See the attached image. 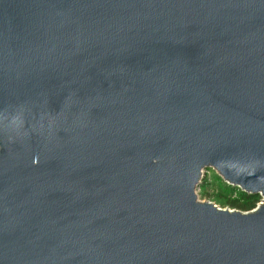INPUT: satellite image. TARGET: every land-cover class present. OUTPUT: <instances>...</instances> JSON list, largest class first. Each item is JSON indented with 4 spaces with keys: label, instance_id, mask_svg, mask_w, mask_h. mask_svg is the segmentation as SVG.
Returning <instances> with one entry per match:
<instances>
[{
    "label": "water",
    "instance_id": "obj_1",
    "mask_svg": "<svg viewBox=\"0 0 264 264\" xmlns=\"http://www.w3.org/2000/svg\"><path fill=\"white\" fill-rule=\"evenodd\" d=\"M0 264H264V0H0Z\"/></svg>",
    "mask_w": 264,
    "mask_h": 264
},
{
    "label": "rangeland",
    "instance_id": "obj_2",
    "mask_svg": "<svg viewBox=\"0 0 264 264\" xmlns=\"http://www.w3.org/2000/svg\"><path fill=\"white\" fill-rule=\"evenodd\" d=\"M217 175L218 174L211 168L203 170L201 180L205 181L206 186L204 189H200L198 187L196 191L198 199L200 201L212 202L214 205L222 209L236 210V208H230L228 205L229 197L224 190L226 184L228 183H226L223 179V182H220L217 179ZM261 199L262 197H260V200Z\"/></svg>",
    "mask_w": 264,
    "mask_h": 264
},
{
    "label": "trees",
    "instance_id": "obj_3",
    "mask_svg": "<svg viewBox=\"0 0 264 264\" xmlns=\"http://www.w3.org/2000/svg\"><path fill=\"white\" fill-rule=\"evenodd\" d=\"M217 179L220 182H223L222 178L217 175ZM206 186L205 181H201L199 188L204 189ZM225 193L228 195V205L230 208H236L241 211H249L256 207L257 203L260 200L259 194H250L244 192L237 186H232L230 184H226Z\"/></svg>",
    "mask_w": 264,
    "mask_h": 264
},
{
    "label": "built area",
    "instance_id": "obj_4",
    "mask_svg": "<svg viewBox=\"0 0 264 264\" xmlns=\"http://www.w3.org/2000/svg\"><path fill=\"white\" fill-rule=\"evenodd\" d=\"M260 201H261V200H260ZM260 201L257 203V205L260 203ZM257 205H256V206H257Z\"/></svg>",
    "mask_w": 264,
    "mask_h": 264
}]
</instances>
